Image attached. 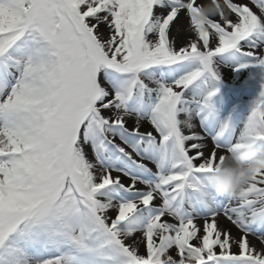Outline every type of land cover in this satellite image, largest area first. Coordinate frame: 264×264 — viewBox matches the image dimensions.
I'll return each instance as SVG.
<instances>
[{
    "label": "snow or ice",
    "instance_id": "6c2138e0",
    "mask_svg": "<svg viewBox=\"0 0 264 264\" xmlns=\"http://www.w3.org/2000/svg\"><path fill=\"white\" fill-rule=\"evenodd\" d=\"M260 145L264 0H0V264H264Z\"/></svg>",
    "mask_w": 264,
    "mask_h": 264
},
{
    "label": "clouds",
    "instance_id": "9594fccd",
    "mask_svg": "<svg viewBox=\"0 0 264 264\" xmlns=\"http://www.w3.org/2000/svg\"><path fill=\"white\" fill-rule=\"evenodd\" d=\"M219 9L209 5L203 8L202 15H215ZM256 154L243 150L227 155L221 171L212 176L215 188L219 195L230 196L235 194L251 176L250 168L253 166Z\"/></svg>",
    "mask_w": 264,
    "mask_h": 264
},
{
    "label": "bare ground",
    "instance_id": "6f19581e",
    "mask_svg": "<svg viewBox=\"0 0 264 264\" xmlns=\"http://www.w3.org/2000/svg\"><path fill=\"white\" fill-rule=\"evenodd\" d=\"M254 95H255L254 92L240 94L239 98L236 100L235 104L233 105V107L236 109V111L232 113L234 119H238L241 113H246L247 106L248 104H250L251 100L254 98ZM228 111L231 112V109H229ZM255 150L259 152H264V145H260Z\"/></svg>",
    "mask_w": 264,
    "mask_h": 264
},
{
    "label": "rangeland",
    "instance_id": "374dc122",
    "mask_svg": "<svg viewBox=\"0 0 264 264\" xmlns=\"http://www.w3.org/2000/svg\"><path fill=\"white\" fill-rule=\"evenodd\" d=\"M250 83H253V82L250 81ZM245 87H247V85H245ZM221 91H223V89Z\"/></svg>",
    "mask_w": 264,
    "mask_h": 264
}]
</instances>
